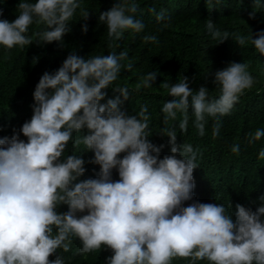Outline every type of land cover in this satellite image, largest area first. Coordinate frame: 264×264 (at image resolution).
Segmentation results:
<instances>
[{"label":"clouds","instance_id":"1","mask_svg":"<svg viewBox=\"0 0 264 264\" xmlns=\"http://www.w3.org/2000/svg\"><path fill=\"white\" fill-rule=\"evenodd\" d=\"M206 3L213 10L221 0ZM254 3L258 7L261 0ZM77 9L83 20L89 18L80 0H21L13 22L0 19V46L32 45L27 33L33 24L45 26L37 34L39 44L62 43ZM137 12L135 0H117L99 15V21L106 25L110 39L119 40L127 30L145 29ZM156 18L164 20L165 13ZM205 22L219 44L231 35L237 45L250 43L264 55V31L255 36L252 32L230 34L221 32L210 19ZM83 31L87 33V25ZM144 40L158 43L154 35ZM127 58V51L87 59L73 52L57 71L41 77L33 94V115L20 130L27 142L19 134L0 138V264H64L55 254L61 248L69 250L71 237L81 241L82 253L103 246L111 249L114 254L107 264H171L174 258L190 259L193 264L197 260L264 264V204L256 211L237 204L235 218L222 204L197 201L184 206L194 200L197 151L191 144H177L176 126L165 127L161 136L169 138L171 155L161 159L164 145L149 139L146 105L137 115H129L119 96L101 103L109 88L128 100L127 87H112L122 67L132 69L131 63H121ZM157 76L155 71L148 73L142 86L152 87ZM254 82L248 64L237 62L215 73L213 83L219 88L215 98L206 86L193 90L186 76L173 84L165 81L160 87L168 89L172 99L162 108L164 124L177 121L179 114L178 127L186 131L191 109L203 136L205 115L229 114ZM85 128L88 134L76 138L74 145L83 144L92 151L91 163L101 171L98 178L81 180L86 173L84 159L64 153L73 133ZM218 134L217 123L213 135ZM261 138L264 129L250 134V142ZM231 151L239 153L240 145ZM259 158L264 160V149ZM114 169L119 180L112 179ZM260 200L264 202V196ZM61 205L69 210L59 213ZM53 255L55 260H50Z\"/></svg>","mask_w":264,"mask_h":264},{"label":"trees","instance_id":"2","mask_svg":"<svg viewBox=\"0 0 264 264\" xmlns=\"http://www.w3.org/2000/svg\"><path fill=\"white\" fill-rule=\"evenodd\" d=\"M21 0H0V9L6 19L13 22L17 18V5ZM38 2V0H29ZM138 5L137 19L142 20L145 29L136 33L132 30L124 32L119 40L110 39L105 24L100 23L99 15L110 10L117 0H80L81 6L90 12L87 20H83L77 9L61 42L39 44L38 33L45 29L43 24H33L27 33L33 44L21 48L19 46L6 49L0 46V138H11L15 134L27 142L20 131L23 124L31 120L33 115L34 91L45 72L54 73L73 52L87 59L91 55H108L123 51L128 58L121 63L132 64L129 71L122 67L119 78L112 87H127L129 98L124 101L120 93L113 88L106 90L107 95L102 104L117 96L122 100V109L129 115H137L143 106H147L149 120V139L157 146L164 145L160 158L171 155L169 138L161 136L165 127H175L177 144H191L197 151L194 170V200L185 202L188 206L193 202L217 203L225 206L229 214L235 218L236 205L256 211L264 202V160L259 152L264 149V138L250 142V134L257 129H264V55H261L250 43L243 47L232 39L223 44L213 40L206 28L207 20H211L221 31L255 36L264 31V0L255 7L254 0H221L213 10H209L206 0H135ZM152 9H155L153 12ZM163 11L165 19L157 20ZM255 13V18L250 14ZM87 25L88 31H83ZM154 35L158 43L145 42L144 37ZM246 63L254 77L251 89L246 90L239 102L227 115L215 117L205 115V134L201 136L195 127V116L188 110L187 130L182 132L177 121L164 124L163 105L170 101L168 89L160 87L165 81L169 84L178 82L183 76L188 77L193 90L200 86L209 89V96H219V88L213 83L215 73L223 70L230 63ZM157 73L156 82L150 88L142 86L143 77L148 73ZM219 124V134L213 135L214 127ZM82 132L73 133L64 156L77 155L84 159L86 173L81 180L98 178L100 166L91 163L94 153L87 151L83 144L74 145L78 137L87 135ZM240 145L239 153H233L232 147ZM124 154H121L123 158ZM112 179L119 180L117 170H113ZM232 205V207H231ZM67 205H61L57 211L66 213ZM80 215V214H78ZM55 231V230H54ZM81 241L71 237L68 251L58 249L56 256L63 259L64 264H107L114 253L103 246L100 250L82 253ZM50 257L55 260L56 256ZM171 264H193L190 259L174 258ZM195 264H209L207 260H197Z\"/></svg>","mask_w":264,"mask_h":264}]
</instances>
